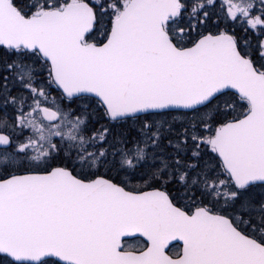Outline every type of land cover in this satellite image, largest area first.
<instances>
[{"label": "snow or ice", "instance_id": "1", "mask_svg": "<svg viewBox=\"0 0 264 264\" xmlns=\"http://www.w3.org/2000/svg\"><path fill=\"white\" fill-rule=\"evenodd\" d=\"M0 264H264V0H0Z\"/></svg>", "mask_w": 264, "mask_h": 264}]
</instances>
